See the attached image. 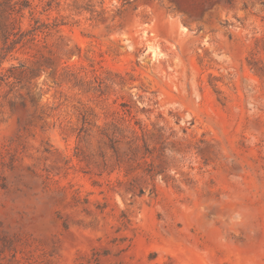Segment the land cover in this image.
Returning <instances> with one entry per match:
<instances>
[{"label": "rangeland", "instance_id": "obj_1", "mask_svg": "<svg viewBox=\"0 0 264 264\" xmlns=\"http://www.w3.org/2000/svg\"><path fill=\"white\" fill-rule=\"evenodd\" d=\"M0 264H264V0H0Z\"/></svg>", "mask_w": 264, "mask_h": 264}, {"label": "trees", "instance_id": "obj_2", "mask_svg": "<svg viewBox=\"0 0 264 264\" xmlns=\"http://www.w3.org/2000/svg\"><path fill=\"white\" fill-rule=\"evenodd\" d=\"M37 22H38V20H37ZM39 28H40V26L35 27L34 31L38 30Z\"/></svg>", "mask_w": 264, "mask_h": 264}]
</instances>
